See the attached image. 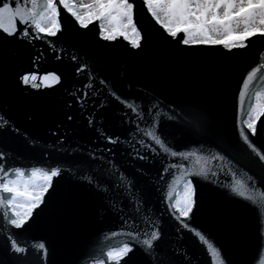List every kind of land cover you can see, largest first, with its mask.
I'll return each instance as SVG.
<instances>
[{
    "label": "water",
    "instance_id": "1",
    "mask_svg": "<svg viewBox=\"0 0 264 264\" xmlns=\"http://www.w3.org/2000/svg\"><path fill=\"white\" fill-rule=\"evenodd\" d=\"M61 19L63 29L58 36L46 37L34 45L11 38L0 43V113L7 114L20 129L19 135L0 132V143L10 150L6 152L10 156L6 163L24 168L43 166L42 161L53 163L66 158L69 148L76 150L77 156L83 155L80 149L86 150L95 143V125L88 126L89 116L121 138L135 127L121 126L117 109H127L109 99L106 87L100 96L105 101L103 109L81 111L75 104L71 93L82 83H88L86 77L91 73L96 78L95 87H100L99 80L104 79L117 93L126 95L130 103L142 107L146 115H154L158 129L174 145L173 150L197 153L188 159L164 158L163 154L142 150L149 161H141L132 159L123 148L113 147L116 163L134 180L133 195L139 189L143 196L142 218L151 217L149 223L159 221L161 246L175 254L174 264H211V258L202 242L190 230L181 229L168 214L163 196L171 177L165 174L160 179L161 159L168 164L184 163L186 169L199 159L208 178L191 177L197 192V204L189 219L191 227L214 240L228 264H256L262 243L258 207L264 210V199L257 195L258 207L253 206L234 195L230 186L238 179L247 181L249 176L260 179L259 168L252 162L255 157L236 130L235 101L243 76L251 67L264 62V38L251 37L249 47L231 52L219 45H180L155 25L142 7V0L136 20L143 39L137 49L122 38L102 39L95 21L80 28L66 12ZM178 35L182 38V34ZM49 42L60 50L59 60L49 50ZM35 52L44 54L38 62L40 70L55 71L61 76L59 83L48 86L36 81L37 87H32L19 81V75L35 70L31 67ZM74 56L76 60L72 59ZM81 62L88 67L77 74L75 68ZM258 75L264 73L258 71ZM249 87L254 96L255 91L264 88V82L257 80ZM247 99L246 96L245 104ZM61 134L65 141L58 144ZM27 139L33 143L28 144ZM254 139L264 146L260 136ZM45 152L49 155L45 156ZM92 167L81 165L75 173L65 171L54 178L50 194H45L23 229L21 238H27L29 244H47L48 264H97L107 246L127 240L124 233L132 225L122 231L123 217L131 218L135 213L121 195L125 190L97 192L80 176ZM137 167L145 172L137 173ZM4 246L5 235L0 228V259L10 264ZM29 259L34 261V256Z\"/></svg>",
    "mask_w": 264,
    "mask_h": 264
},
{
    "label": "snow or ice",
    "instance_id": "2",
    "mask_svg": "<svg viewBox=\"0 0 264 264\" xmlns=\"http://www.w3.org/2000/svg\"><path fill=\"white\" fill-rule=\"evenodd\" d=\"M138 6L139 0H80L79 3L77 0H0V43L11 38L34 45V42H42L46 37L58 36L63 29L61 17L66 12L80 28H86L95 21L102 39L113 41L122 38L131 48L137 49L143 39L142 29L136 20ZM142 7L147 10L155 25L180 45H219L231 52L233 49L249 47L251 37L264 38V0H142ZM178 34H182V38ZM49 50L57 60L60 59V50L54 49L51 42ZM43 55V52H35L31 65L35 70L19 75L22 84L37 87L36 81L48 86L60 82L61 76L55 71L40 70L38 62ZM261 58L264 60V53H261ZM72 59L76 60L77 57ZM87 67L81 62L75 71L81 74ZM258 71L264 73V62L251 67L243 76L235 101V125L240 140L255 157L252 162L259 168L260 179L249 176L247 181L238 179L230 186L234 195L256 207V196L264 199V146L257 144L254 139L258 136L264 139V90L255 91L253 96L249 86L257 80L264 82V75H258ZM86 79L88 83H82L71 93L81 111L89 108L103 109L105 101L100 96L102 89L106 87L109 99L127 109H117L120 112L121 126L135 127L126 131L121 138L119 134L106 130L94 116H89L88 126L95 125V143L90 144L86 150L80 149L83 155L77 156L76 150L69 148L66 158L53 163L42 161L43 166L29 168L6 163L10 159L6 152L10 150L0 143V220L3 221L0 228L5 235L4 254L10 264H48L47 244L44 241L29 244L27 238H21L23 229L30 222L33 210L41 205L45 194H50L54 178L65 171L75 173L78 166L88 165L94 167L91 171L85 169L81 172V179L97 192L113 188L118 192L125 190L121 195L128 200L135 213L131 218L127 215L123 217L122 231L125 226L132 225L124 233L127 240L107 246L97 264H174L175 254H170L161 246L162 231L159 221L149 223L151 217L147 220L142 218L143 196L139 189L133 195L134 180L116 163L113 147L119 146L132 159L141 161H149V156L141 154L142 150L163 154L164 158L188 159L190 155L196 157L197 153L173 150L174 145L163 130L158 129L154 115H146L142 107L130 103L126 95L117 93L104 79L99 80L100 87L94 86L96 78L91 73ZM148 112L151 113L152 109H148ZM68 119L71 120L72 117L68 116ZM2 131L20 134V129L5 113H0V132ZM55 135L54 132L53 136ZM64 141L65 136L61 134L57 143L63 144ZM27 143L32 144L33 141L27 139ZM56 150L61 151L60 148ZM44 155L49 154L45 152ZM161 164L158 173L160 179L163 180L165 174L171 177L163 196L168 214L178 222L181 229L190 230L202 242L211 258V264H228L223 250L215 241L202 230L192 228L189 223L197 204L195 181L191 177L203 175L208 178L204 165L199 163V159L192 168L187 169L184 163L168 164L164 159H161ZM136 172L144 173L145 169L137 167ZM211 175L215 176L216 173ZM137 205L141 207L138 208ZM120 211L124 212V209L121 208ZM258 211L262 243L256 264H264V210L258 207ZM11 229L17 231L13 233ZM33 249L35 253L32 252ZM30 256H34V261L29 259ZM0 264H4L3 259H0Z\"/></svg>",
    "mask_w": 264,
    "mask_h": 264
},
{
    "label": "rangeland",
    "instance_id": "3",
    "mask_svg": "<svg viewBox=\"0 0 264 264\" xmlns=\"http://www.w3.org/2000/svg\"><path fill=\"white\" fill-rule=\"evenodd\" d=\"M80 2V0H77V3H79ZM85 2H86V0H85ZM260 90H264V88H262V89H260ZM101 264H102V262H101Z\"/></svg>",
    "mask_w": 264,
    "mask_h": 264
}]
</instances>
